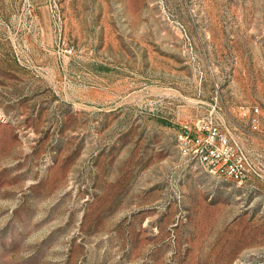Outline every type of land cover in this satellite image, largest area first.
I'll use <instances>...</instances> for the list:
<instances>
[{"label":"rangeland","instance_id":"374dc122","mask_svg":"<svg viewBox=\"0 0 264 264\" xmlns=\"http://www.w3.org/2000/svg\"><path fill=\"white\" fill-rule=\"evenodd\" d=\"M0 264H264V0H0Z\"/></svg>","mask_w":264,"mask_h":264},{"label":"built area","instance_id":"2783aa9c","mask_svg":"<svg viewBox=\"0 0 264 264\" xmlns=\"http://www.w3.org/2000/svg\"><path fill=\"white\" fill-rule=\"evenodd\" d=\"M195 131L185 126L180 135L181 150L196 158L212 175H225L242 183L248 176L245 155L233 145L228 135L208 118H198Z\"/></svg>","mask_w":264,"mask_h":264}]
</instances>
